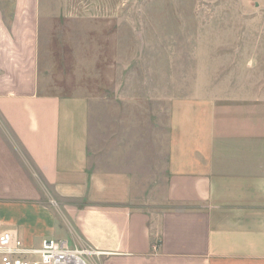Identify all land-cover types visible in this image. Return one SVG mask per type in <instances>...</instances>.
<instances>
[{"label": "crops", "instance_id": "0c3cea01", "mask_svg": "<svg viewBox=\"0 0 264 264\" xmlns=\"http://www.w3.org/2000/svg\"><path fill=\"white\" fill-rule=\"evenodd\" d=\"M65 3L0 0L3 229L26 247L61 240L100 252L90 264H264L258 76L228 74L172 102L149 166L145 150L124 147L128 134L108 135L103 149L89 101L39 93L40 24Z\"/></svg>", "mask_w": 264, "mask_h": 264}, {"label": "rangeland", "instance_id": "374dc122", "mask_svg": "<svg viewBox=\"0 0 264 264\" xmlns=\"http://www.w3.org/2000/svg\"><path fill=\"white\" fill-rule=\"evenodd\" d=\"M65 4L40 24L39 93L89 101L91 134L103 149L108 135L128 134L124 147L145 150L149 166L172 102L228 74L254 72L264 84V0Z\"/></svg>", "mask_w": 264, "mask_h": 264}, {"label": "built area", "instance_id": "2783aa9c", "mask_svg": "<svg viewBox=\"0 0 264 264\" xmlns=\"http://www.w3.org/2000/svg\"><path fill=\"white\" fill-rule=\"evenodd\" d=\"M102 254L88 247H70L61 240H43L26 247L15 231L3 229L0 222L1 264H90Z\"/></svg>", "mask_w": 264, "mask_h": 264}]
</instances>
